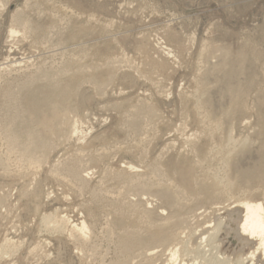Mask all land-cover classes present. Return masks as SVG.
<instances>
[{"label":"rangeland","instance_id":"obj_1","mask_svg":"<svg viewBox=\"0 0 264 264\" xmlns=\"http://www.w3.org/2000/svg\"><path fill=\"white\" fill-rule=\"evenodd\" d=\"M237 202L264 207V0H0V264H251Z\"/></svg>","mask_w":264,"mask_h":264},{"label":"bare ground","instance_id":"obj_2","mask_svg":"<svg viewBox=\"0 0 264 264\" xmlns=\"http://www.w3.org/2000/svg\"><path fill=\"white\" fill-rule=\"evenodd\" d=\"M227 140V139H226ZM228 141V140H227ZM233 141V140H232ZM231 141V142H232ZM245 141V140H244ZM250 143V142H249ZM183 144V143H182ZM236 144V143H235ZM241 144V143H240ZM183 147V146H182ZM209 147V146H208ZM240 148V147H239ZM238 148V149H239ZM245 148V147H244ZM181 149V148H180ZM187 149V148H186ZM233 149V148H232ZM242 149V148H241ZM211 150V149H210ZM214 150V149H213ZM237 150V149H236ZM239 152V151H238ZM207 153V152H206ZM225 155V154H224ZM205 158V157H204ZM226 158V157H225ZM228 158V157H227ZM230 158V157H229ZM226 160V159H225ZM228 160V159H227ZM230 161V160H229ZM229 163V162H228ZM222 164V163H221ZM226 165H227V163H226ZM131 167V166H130ZM197 167V166H196ZM221 167V166H220ZM237 167V166H236ZM239 168V167H238ZM233 169V168H232ZM236 169V168H235ZM234 169V170H235ZM241 170H242V168H240ZM136 170V169H135ZM228 170H229V168H228ZM207 171V170H206ZM238 171H240V170H238ZM246 170H244V172H245ZM235 172H237V170L235 171ZM86 173V172H85ZM227 173V172H226ZM249 173V172H248ZM239 175V174H238ZM241 175V174H240ZM244 176V175H243ZM204 177V176H203ZM245 177H247V176H245ZM215 178V177H214ZM228 178V177H227ZM242 178V177H241ZM214 180H212L211 182H212V184H210L211 185V189H217L218 188V186H219V182L217 183V181L216 182H213ZM235 181V180H234ZM201 183V182H200ZM231 183V182H230ZM226 184V183H225ZM242 184V183H241ZM209 185V186H210ZM230 185V184H229ZM231 186V185H230ZM154 187V186H153ZM221 187V186H220ZM224 188V187H223ZM239 188V187H238ZM135 189V188H134ZM150 189V188H149ZM218 190V189H217ZM160 192V191H159ZM159 192H157V193H159ZM137 193V192H136ZM148 193V192H147ZM161 193H162V191H161ZM160 193V194H161ZM150 194V193H149ZM216 194V193H215ZM139 195V194H138ZM162 196H163V193L161 194ZM158 196H160V195H158ZM157 196V197H158ZM155 197V196H154ZM229 197V196H228ZM170 199V198H169ZM140 200V199H139ZM151 201V200H150ZM216 201V200H215ZM227 201V200H226ZM169 202H170V200H169ZM186 202V201H185ZM221 202V201H220ZM171 203H174V202H171ZM170 203V204H171ZM184 203V202H183ZM201 203V202H200ZM237 203H239V202H237ZM187 204V203H186ZM214 204V203H213ZM240 205H241V210L244 212V214H243V216H242V219H241V224L239 225V229H238V231L236 232V236H237V239L238 240H240V241H244L246 238H249V240H254L255 242H257L258 244H257V249H255L254 250V252H252V253H250L249 255H247L246 257L247 258H245V259H243V260H247V261H249V262H251V264H252V262L253 261H255L254 259H255V253L257 252V251H261V253H262V255L264 256V207H263V205L261 204V203H250V202H241V203H239ZM196 205V204H195ZM240 208V207H239ZM228 209V208H227ZM238 209V208H237ZM218 211V210H217ZM221 211V210H220ZM240 212V209H238V210H236V212ZM218 213V212H217ZM160 214V213H159ZM160 216V215H159ZM165 216V215H164ZM170 216V215H169ZM189 216V215H188ZM184 217V216H183ZM59 219V218H58ZM186 219V218H185ZM188 219V218H187ZM177 220V219H176ZM179 220V219H178ZM63 221V220H62ZM180 221H182V220H180ZM48 222V221H47ZM66 222V221H65ZM176 223H177V221H175ZM64 223V222H63ZM164 223H166V222H164ZM209 224V223H208ZM221 223H219V226H221L220 225ZM46 225V224H45ZM56 225V224H55ZM167 225V224H166ZM210 225V224H209ZM224 225V224H223ZM47 226V225H46ZM51 226V225H50ZM161 226H163V225H161ZM180 226V225H179ZM207 226V225H206ZM219 226L217 227V228H219ZM57 227V226H56ZM160 226H158V228H159ZM164 227V226H163ZM167 227V226H166ZM177 227V226H176ZM226 227V226H225ZM48 228H50V227H48ZM157 228V227H156ZM162 228V227H161ZM165 228V227H164ZM188 228V227H187ZM206 228V227H205ZM227 228V227H226ZM78 229V228H77ZM207 229V228H206ZM60 230V229H59ZM73 230V229H72ZM82 230H84V225H82V228L80 229V232L82 231ZM159 230H161V229H159ZM166 230V229H165ZM215 230H219L220 231V229H215ZM157 231V230H156ZM155 231V232H156ZM184 231V230H183ZM197 231V230H196ZM213 231V230H212ZM155 232H153V233H155ZM158 232V231H157ZM161 232H164L163 230L161 231ZM166 232V231H165ZM176 232V231H175ZM207 232V231H206ZM215 232V231H214ZM159 233V232H158ZM171 233H173V232H171ZM219 233V232H218ZM166 234H167V232H166ZM193 234V233H192ZM202 234V233H201ZM203 234H204V232H203ZM207 234V233H206ZM152 235V234H151ZM154 235H156V234H153V238H157V237H155ZM162 234H160L159 236H161ZM165 235V234H164ZM171 235V234H170ZM172 235H174V234H172ZM171 235V236H172ZM178 235V234H177ZM167 236H168V234H167ZM201 236V235H200ZM169 237V236H168ZM175 237H176V235H175ZM174 237V238H175ZM186 237V236H185ZM246 237V238H245ZM161 238V237H160ZM160 238L158 239V240H160ZM164 238V237H163ZM165 238H166V236H165ZM164 238V239H165ZM210 238V237H209ZM214 238V237H213ZM218 238V237H217ZM216 238V239H217ZM220 238V237H219ZM168 239V238H167ZM142 240V239H141ZM155 240H157V239H155ZM162 240L163 239H161V242H162ZM174 240V239H173ZM201 240V242L204 240L203 238H201L200 239ZM207 240H210V241H208V242H212L213 240H215V239H207ZM143 241V240H142ZM177 241V240H176ZM193 241V240H192ZM158 242V241H157ZM169 242V241H168ZM171 242H173V241H171ZM165 243L167 244V241H165ZM170 243V242H169ZM175 243V242H174ZM199 243V242H198ZM165 244V245H166ZM179 244V243H178ZM203 244V243H202ZM168 245V244H167ZM166 245V246H167ZM184 245V244H183ZM215 245V244H214ZM254 246V245H253ZM189 249V248H188ZM153 251V250H152ZM172 252H173V250H171ZM154 252H155V250H154ZM153 252V253H154ZM194 252V251H193ZM196 252V251H195ZM151 253V252H150ZM177 253H179V252H174V253H172V255H171V259L172 260H176V256H177ZM181 254V253H180ZM224 254V253H223ZM143 255V254H142ZM150 255V254H149ZM190 255V254H189ZM182 256V255H181ZM217 256V255H216ZM218 257V256H217ZM155 258V257H154ZM216 258V257H215ZM220 258V257H219ZM187 259V258H186ZM223 259V258H222ZM240 259V258H239ZM182 260V259H181ZM243 260H238L239 262H241L242 263V261ZM178 261V260H177ZM172 262V261H171ZM244 262V261H243ZM168 264V263H167ZM170 264H172V263H170ZM175 264V263H174Z\"/></svg>","mask_w":264,"mask_h":264}]
</instances>
